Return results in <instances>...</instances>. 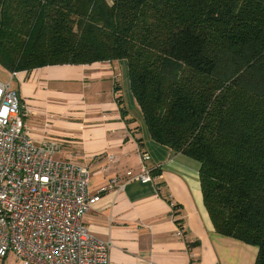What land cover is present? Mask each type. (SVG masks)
Here are the masks:
<instances>
[{
	"label": "trees",
	"instance_id": "16d2710c",
	"mask_svg": "<svg viewBox=\"0 0 264 264\" xmlns=\"http://www.w3.org/2000/svg\"><path fill=\"white\" fill-rule=\"evenodd\" d=\"M119 59L151 138L199 162L215 231L264 264V0H0L8 72Z\"/></svg>",
	"mask_w": 264,
	"mask_h": 264
},
{
	"label": "crops",
	"instance_id": "0c3cea01",
	"mask_svg": "<svg viewBox=\"0 0 264 264\" xmlns=\"http://www.w3.org/2000/svg\"><path fill=\"white\" fill-rule=\"evenodd\" d=\"M0 81L16 90L31 140H58L53 157L87 166L91 191L111 175L137 173L142 166L150 171L148 183L130 181L101 193L83 217L92 235L110 243L109 264H254L255 245L215 231L203 202L199 162L151 138L126 60L14 72L0 67ZM116 81L130 124L115 99ZM0 264L22 263L9 252Z\"/></svg>",
	"mask_w": 264,
	"mask_h": 264
},
{
	"label": "built area",
	"instance_id": "2783aa9c",
	"mask_svg": "<svg viewBox=\"0 0 264 264\" xmlns=\"http://www.w3.org/2000/svg\"><path fill=\"white\" fill-rule=\"evenodd\" d=\"M59 148L56 139L31 140L16 90L0 81V262L11 252L22 264H109L111 245L89 232L85 213L106 190L152 180L142 166L91 191L90 169L54 158Z\"/></svg>",
	"mask_w": 264,
	"mask_h": 264
}]
</instances>
